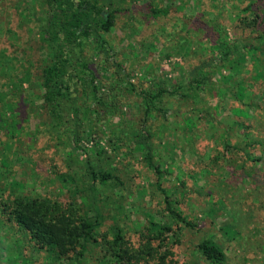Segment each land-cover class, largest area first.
Returning <instances> with one entry per match:
<instances>
[{"label":"rangeland","instance_id":"obj_1","mask_svg":"<svg viewBox=\"0 0 264 264\" xmlns=\"http://www.w3.org/2000/svg\"><path fill=\"white\" fill-rule=\"evenodd\" d=\"M113 1L127 10L117 14L107 38L117 60L124 64L138 88L147 86L149 79L155 80L159 75H164L169 85L174 79L185 81L195 52H210L205 31L200 32L197 27L209 28L204 21L212 24V18L223 25L233 67L224 64L216 69L212 82L206 84L205 91L199 88L198 96L185 89L191 94L186 100L165 98L168 113L154 121L162 128L157 140L162 146H158L160 154L154 160L162 171L160 186L169 197L178 199L183 213L198 224L196 229L188 230L173 224L181 233L180 244L171 248L172 257L179 264L190 259L194 245L203 238L221 244L226 254L221 264H264V78L256 75L257 71L264 74V54L257 51L258 61L243 59L241 55L244 44L260 47L261 41L253 32L243 33L226 10L212 8L209 0H200L201 4L199 0L183 4L172 0L169 13L157 18L150 15V1L165 5L170 4L169 0ZM255 7L263 15L264 0H255ZM17 8L16 0L0 2V30L7 31L11 39L14 64L18 65L22 51L30 57L29 78L23 84L21 99L15 102L20 113L3 111L0 103V264H115L104 248V237L110 238L112 227L118 226L126 239L137 246L140 232L146 230L148 223L164 219V195L156 173L148 167L138 145L125 142L124 147H119L113 133V140L108 142L110 131L106 129L104 134H96L101 138L87 137L82 144L90 148L95 143L94 146L107 149L110 158L105 161L116 168L123 185L96 184L98 193L94 201L102 215L101 225L95 242L87 243L81 258H61L55 249L39 247L29 232L10 218L11 201L16 196L69 202L75 183L83 187L77 154L69 156L67 148L59 146L56 137L52 138L49 125L42 122L39 103L44 51L40 50L37 30L31 23L26 26L27 22H21ZM2 35L0 50L4 43ZM219 52L218 47L213 48L212 57L220 58ZM237 83L243 89L238 90ZM126 108L128 116L132 115L131 109ZM240 122L244 125L241 128ZM131 127H135L134 121ZM226 140L241 142L257 162L246 161L242 167V152H230L225 148ZM94 154L92 151L91 156ZM67 174L73 175L75 183L68 177L61 180V175ZM224 222L239 229L235 240L228 241L223 235L220 227ZM199 264L207 263L200 260Z\"/></svg>","mask_w":264,"mask_h":264},{"label":"trees","instance_id":"obj_2","mask_svg":"<svg viewBox=\"0 0 264 264\" xmlns=\"http://www.w3.org/2000/svg\"><path fill=\"white\" fill-rule=\"evenodd\" d=\"M8 1L10 0H0L3 3ZM16 1L19 6L15 9L18 17L22 23L27 22L26 26L31 23L37 30L40 50L45 53L40 72L42 93L39 109L44 118L42 122L49 125L52 138L56 137L59 146L67 148L69 156L77 154V160L81 162L76 163L77 170L81 173L83 187L79 188L73 175H61L63 182L68 177L76 185L69 202L50 197L16 196L11 201L10 218L29 232L39 247L55 249L57 256L61 258H68L70 255L76 260L81 258L87 243L95 242V233L101 225L102 215L94 201L98 193L96 184L113 187L123 185L116 168L111 162L105 161L110 158L107 149L94 146L95 143L91 145V149L82 144L87 137L96 138V134H104L106 129L110 131L108 142L113 140V133L119 147H124L127 144L125 142L138 145L148 167L156 173L158 186L164 195V219L150 221L146 230L140 232L141 239L137 246H133L126 239L123 229L116 226L109 231L111 237L103 239L106 252L115 264H179L172 257L174 253L171 248L180 244L181 233L174 229L173 224L187 230L196 229L198 224L183 213L179 200L169 197L167 190L160 186L162 171L154 157L160 154L158 146L162 145L157 140L160 139L162 128L154 121L160 118L158 116L166 117L168 113L165 98L174 96L179 100H186L191 94L185 92V89L192 91L193 96H198L199 88L205 91L206 84L212 82V73L216 69L224 64L232 66L234 61L229 59L232 50L224 41L226 31L223 25L213 22L212 18V24L203 20L209 28L197 27L200 32L205 31L210 52H195V60L190 63L191 70L185 81L174 79L172 85H169L163 78L164 75H159L155 80L149 79L147 86L138 88L124 64L117 60L107 38L116 24L117 14L127 10L125 6L113 0ZM179 1L183 4L188 0ZM209 1L212 8L226 10L228 17L238 22L243 33H246L245 30H248L247 33H255L261 41L260 47L244 44L241 55L243 59L249 57L258 61L257 51L264 54V8L261 15L260 9L253 8L255 0ZM169 2L170 4L159 5L150 1V15L153 18L167 15L171 4H174L172 0ZM241 2L246 3L240 5ZM178 7L181 8L182 5ZM29 29L31 30L30 27ZM0 33L4 39L0 50V78L3 79L0 82V103L3 111L9 110L17 115L16 112H20L15 109V102L21 99L23 84L28 81L30 57H25L22 51L18 65H15L10 55L11 39L8 32L0 30ZM13 34L17 35L16 32ZM215 47L221 51L220 58L212 57V49ZM98 67L102 69L101 72ZM256 75L264 78L262 71H257ZM230 78L233 79V76L230 75ZM236 88L241 90L243 86L237 83ZM129 95L133 97L129 99ZM125 107H129L133 114L128 116ZM133 121L135 127H131ZM3 122L6 123L7 120L4 119ZM242 126L244 125L240 122V128ZM249 142L252 143V140ZM258 142L259 140L255 141L256 144ZM225 145L230 152L232 149L242 152V167L246 161L258 160L252 158L251 151L242 147L241 142L231 143L226 140ZM88 151H93L94 156ZM220 229L228 241L235 240L240 232L228 222H224ZM192 252L190 259H185L180 264H199L200 260L207 264H221L226 259L221 244L211 238L201 239L194 245Z\"/></svg>","mask_w":264,"mask_h":264}]
</instances>
